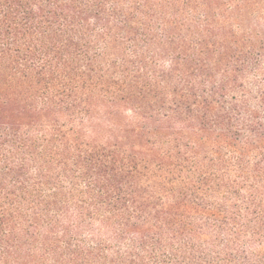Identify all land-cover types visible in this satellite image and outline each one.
I'll return each instance as SVG.
<instances>
[{
    "label": "trees",
    "instance_id": "trees-1",
    "mask_svg": "<svg viewBox=\"0 0 264 264\" xmlns=\"http://www.w3.org/2000/svg\"><path fill=\"white\" fill-rule=\"evenodd\" d=\"M0 264H264V0H0Z\"/></svg>",
    "mask_w": 264,
    "mask_h": 264
}]
</instances>
